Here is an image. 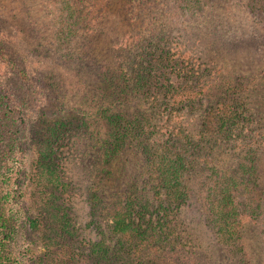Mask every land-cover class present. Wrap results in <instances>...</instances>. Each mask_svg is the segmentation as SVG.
<instances>
[{"label": "trees", "instance_id": "16d2710c", "mask_svg": "<svg viewBox=\"0 0 264 264\" xmlns=\"http://www.w3.org/2000/svg\"><path fill=\"white\" fill-rule=\"evenodd\" d=\"M35 7L56 35L48 70L13 61L11 77L24 85L0 91V264H20L8 249L19 211L13 176L27 179L20 212L42 247L34 264H219L199 244L207 232L224 249L220 264H256L245 229L255 227L264 250V53L238 54L227 15L236 7L264 32V0ZM187 26L194 38H179ZM6 47L0 41L1 62ZM6 109L29 124L27 170L11 167L18 150L3 128ZM74 138L101 157L84 185L67 164Z\"/></svg>", "mask_w": 264, "mask_h": 264}, {"label": "rangeland", "instance_id": "374dc122", "mask_svg": "<svg viewBox=\"0 0 264 264\" xmlns=\"http://www.w3.org/2000/svg\"><path fill=\"white\" fill-rule=\"evenodd\" d=\"M35 4L36 0H0V41L4 42L7 46L2 58L4 60L2 62L0 60V91H2V93L12 91L17 92L20 90L21 86L24 85L17 82L13 78V75L11 77V72L8 69L7 64L11 65L13 61H17L21 69L24 67L27 73L33 72L35 75H41L49 68V61L47 59L49 49L47 45L49 41H53V43L55 42L56 29L51 24L52 20H48L44 14L41 15L36 13ZM230 11L231 13L227 15L229 20L228 24H230V29H233L232 34L235 45L237 46L236 49L239 51L238 54L243 53L245 49H249V52L253 53V55H256V52L258 51L264 53V32L259 31L251 19L241 11H238V8L230 7ZM194 30V27L190 29L187 26L185 30L183 27L180 29L178 28L177 32L180 36L179 38L191 39L194 38L192 34ZM20 77L26 79L25 76ZM30 106L33 109L34 105L32 104ZM3 107L4 106H2V108ZM19 109L20 107H18V110ZM34 111L35 109L33 112ZM9 112H11V109L2 111V115L6 119L3 128L6 131L13 133V136L10 138L16 141L15 147L16 150H18V156L15 159L16 164H13L11 167L15 169L24 167V169L27 170L31 164V157L33 156L34 151L33 142L31 140L32 138L29 134L30 130L26 133L24 132L29 124L25 123L24 113L12 115ZM8 113L10 116H7ZM37 115L39 116V113L36 114L35 117H37ZM34 120L35 119L32 118L30 122ZM26 124L27 126L24 127ZM8 136H11V133H9ZM73 141L74 142L70 145L72 146L71 149L70 146L66 148V150H70L69 152H66V159H69L67 160V164L72 166L74 168V173H77L79 176L78 183L84 185L91 181L90 179L95 175V171L101 165V157L96 149L92 150L89 147L85 149V151H88L87 154H83V148H81L82 150L79 149L80 140L78 141L74 138ZM10 182L13 185H9L7 189L10 192L11 197H16V202L12 199L10 205L13 206V209H19V211L15 214L16 223L13 228L16 236H12L14 241L11 242L12 245H10V248L8 249L12 250L14 259L19 261L20 264H34V260H32L34 258H30L32 255L31 253H35L36 255L40 254L42 247H40L37 232L29 230L26 214L20 212V209H23L22 199L25 196L24 192L28 193V191H24L27 185V179L21 183L20 179L13 176ZM32 192H34V195L30 198L26 196V204L30 203V201H34V197L37 196L36 191ZM84 210L83 207H79L78 215L79 220L82 221V223L84 221ZM200 212H202L200 201L195 197L192 206V213L193 217H195L196 225L201 224ZM245 233L250 244L249 251L255 260V263L263 264L264 250L261 246L256 244L255 227L251 224H247ZM92 235L93 233H91V236ZM199 244L204 251L207 250V252L209 251V253L215 255V261L219 264L221 263L219 261L224 259V249L217 242V239L211 232L205 233L203 243L200 241ZM27 249L29 250L28 253L26 251ZM34 255H32V257H34Z\"/></svg>", "mask_w": 264, "mask_h": 264}]
</instances>
